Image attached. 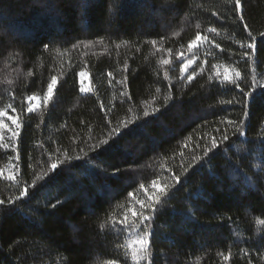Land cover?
Masks as SVG:
<instances>
[{"label": "trees", "instance_id": "trees-1", "mask_svg": "<svg viewBox=\"0 0 264 264\" xmlns=\"http://www.w3.org/2000/svg\"><path fill=\"white\" fill-rule=\"evenodd\" d=\"M261 33L264 0H0V264H264Z\"/></svg>", "mask_w": 264, "mask_h": 264}, {"label": "snow or ice", "instance_id": "snow-or-ice-1", "mask_svg": "<svg viewBox=\"0 0 264 264\" xmlns=\"http://www.w3.org/2000/svg\"><path fill=\"white\" fill-rule=\"evenodd\" d=\"M236 8L239 9L240 8V0H236ZM241 20H243V16L241 15L240 17ZM248 26L247 24L244 25V29L247 30ZM212 31H215V29H212ZM262 40H264V33L260 34ZM202 38L206 39V37H201L199 34L196 36L195 40L191 41L188 44V47L191 49L193 47H195L197 45V42L200 41ZM248 38L251 41L250 43L247 44V49L252 50V54H255V50L257 47V38L255 36H252L251 32L248 33ZM155 43V42H153ZM241 47L243 48L244 45H241ZM244 56H248L249 53L247 51H245L243 53ZM192 64V60H188L187 63L182 67L181 71L182 73L184 72V70L190 66ZM85 74L83 72L80 73V76L83 77ZM225 78L227 79V76L225 74ZM187 79L190 81L192 80V76L189 75L187 77ZM231 83L239 90L240 96L242 99L237 100L236 103H240L242 104V107L244 109H247V107L249 106V104L251 103L253 96H254V92L257 88H264V82L257 80L255 76L252 77V81L251 84L248 85V87L250 88V90L246 91L245 87L241 86L242 83V79H241V74L239 72L235 73V78L231 81ZM57 85V79L55 76H53L51 78V82L48 83L47 85V96L45 97V100H47L48 97L53 95V90ZM81 91H84L83 88H81ZM34 97H28V100L31 101L33 100ZM228 103H233V101H228ZM29 112L32 111L31 108L28 109ZM148 113H145V116H147ZM244 115L247 116L248 112L244 111ZM110 123V121H109ZM229 125H234L237 124L236 121H228ZM124 128H129L130 126L128 125L127 122L124 123ZM243 121L239 122V124L234 128V131L239 132L240 135H244L243 132ZM17 128L20 127L19 124L16 125ZM114 134L118 135L119 134V130L118 129H112L111 130ZM18 135L17 132H13V136ZM228 134L225 131L222 139L227 141L228 140ZM105 145H109V141L108 140H100L92 145H90V149L91 150H96L99 148L104 147ZM217 148V141L215 139H213L211 146L209 148H207L204 151V156L208 157L209 153L212 152L213 149ZM77 159H79V157H77ZM51 167L53 169L57 168V164L56 163H52ZM9 179H11V177H9ZM175 181L177 183H179V178L175 177L174 178ZM155 183V182H153ZM141 187H143V185H141ZM27 189H23L20 191V195L18 197H16V200H19L21 197H24L26 195ZM5 203L4 200H0V205H3ZM9 203H12V201L10 200ZM159 203V198L156 199V201H152L151 199H149L146 202H142L141 204V211L139 213V215L137 216V213H133V216L136 217L139 221V223L136 225V227L138 229H140V234H139V247L138 248H134L133 249V260H144L147 257H151V251H150V246L152 243V237H153V233H154V229H153V220L155 217V213L157 211L156 208V204ZM57 205L53 204L52 207L55 208ZM121 223H126V218L124 221H122ZM260 224L264 225V220L259 221ZM228 257H225V259H227ZM109 264H117L116 261H109ZM149 264H151V261L149 262Z\"/></svg>", "mask_w": 264, "mask_h": 264}, {"label": "rangeland", "instance_id": "rangeland-1", "mask_svg": "<svg viewBox=\"0 0 264 264\" xmlns=\"http://www.w3.org/2000/svg\"><path fill=\"white\" fill-rule=\"evenodd\" d=\"M83 72L85 75L83 77L80 76V73ZM79 73V80H80V89L83 88L84 91H82L83 93H88L90 92L91 90V84H90V80H89V75L86 71H80ZM34 103L33 105L30 106V108H34L38 102H39V99L37 98H34L32 100Z\"/></svg>", "mask_w": 264, "mask_h": 264}]
</instances>
